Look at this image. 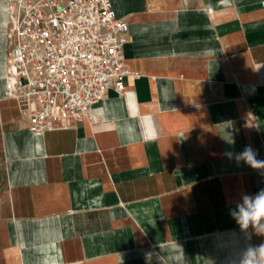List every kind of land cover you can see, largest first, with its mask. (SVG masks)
Wrapping results in <instances>:
<instances>
[{
    "label": "crops",
    "instance_id": "1",
    "mask_svg": "<svg viewBox=\"0 0 264 264\" xmlns=\"http://www.w3.org/2000/svg\"><path fill=\"white\" fill-rule=\"evenodd\" d=\"M13 1L0 0V264H225L229 209L264 189L234 159L251 145L264 160V0H112L130 24L125 93L41 137L4 96Z\"/></svg>",
    "mask_w": 264,
    "mask_h": 264
},
{
    "label": "built area",
    "instance_id": "2",
    "mask_svg": "<svg viewBox=\"0 0 264 264\" xmlns=\"http://www.w3.org/2000/svg\"><path fill=\"white\" fill-rule=\"evenodd\" d=\"M8 7L4 96L36 137L93 118L131 75L130 24L112 0H14Z\"/></svg>",
    "mask_w": 264,
    "mask_h": 264
},
{
    "label": "clouds",
    "instance_id": "3",
    "mask_svg": "<svg viewBox=\"0 0 264 264\" xmlns=\"http://www.w3.org/2000/svg\"><path fill=\"white\" fill-rule=\"evenodd\" d=\"M257 150L251 145L234 154L239 164L243 162L264 175V160L257 158ZM230 216L239 226L240 233L234 241L229 239V253L225 264H264V241L259 245L251 243L253 235L264 237V189L255 194L242 193Z\"/></svg>",
    "mask_w": 264,
    "mask_h": 264
},
{
    "label": "rangeland",
    "instance_id": "4",
    "mask_svg": "<svg viewBox=\"0 0 264 264\" xmlns=\"http://www.w3.org/2000/svg\"><path fill=\"white\" fill-rule=\"evenodd\" d=\"M3 35H4V32H3ZM3 46H4V44H2V42L0 40V66L2 64V59H3V51H4Z\"/></svg>",
    "mask_w": 264,
    "mask_h": 264
},
{
    "label": "bare ground",
    "instance_id": "5",
    "mask_svg": "<svg viewBox=\"0 0 264 264\" xmlns=\"http://www.w3.org/2000/svg\"><path fill=\"white\" fill-rule=\"evenodd\" d=\"M12 5V4H11Z\"/></svg>",
    "mask_w": 264,
    "mask_h": 264
}]
</instances>
